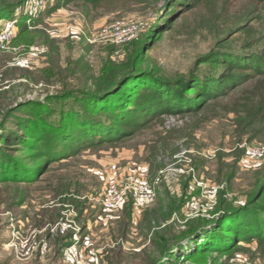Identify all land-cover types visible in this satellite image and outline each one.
Instances as JSON below:
<instances>
[{
  "label": "rangeland",
  "instance_id": "obj_1",
  "mask_svg": "<svg viewBox=\"0 0 264 264\" xmlns=\"http://www.w3.org/2000/svg\"><path fill=\"white\" fill-rule=\"evenodd\" d=\"M4 1L13 2L10 5L17 15L15 20L0 18V34L14 22L11 38L4 45L0 39V123L4 113L19 102L44 101L61 88L56 86L67 81L73 85L84 77L92 80L108 60L123 62L126 46L151 35L158 22L170 29L161 32L153 49L143 56L149 55L169 75L189 73L198 63L203 70H229L224 64L225 53L254 58L258 51L264 55V3L256 0H202L192 9L184 8L188 0H180L169 13L162 10L163 0H99L97 7L60 0L52 11L56 0ZM21 15L28 18L31 42L16 41ZM111 24L132 27L134 37L124 43L113 42L109 30L108 38H102ZM212 54H218L221 63L217 66L207 62ZM50 64L58 72L48 81L42 70ZM240 79L241 85L229 96L213 101L212 107L168 115L164 126L156 124L116 143L84 148L52 162L35 180L0 182V264H85L103 258L106 264H147L143 251L152 244L151 232L158 222L162 226L173 224L176 230L184 227L180 220L184 217L179 214L165 217L163 209L170 196L186 192L191 197L194 188L200 189L197 182L204 181L219 186L235 205L249 203L255 182L264 172V158H247L246 148L251 144L264 148V122L250 119L252 96L248 91L263 83L264 76L255 73ZM241 103L244 107H238L237 113L226 107ZM14 115L26 116L27 112L19 108ZM15 120L10 115L7 127L0 126V146L19 142L14 131L23 134V129ZM21 154L14 152L15 156ZM170 164L174 172H169ZM140 171L156 183L157 198L137 201L130 216L126 211L129 202L120 209L104 210L102 202L110 185L138 180ZM160 174L166 183L157 180ZM219 197L218 192L214 198L217 203L206 218L221 217ZM148 212L156 215L147 218ZM248 212L234 222L229 237L223 239L231 243L229 250L185 258L182 254H187V248L176 249V257L168 264H264V236L250 235L248 240L237 236L243 226L248 232L254 229V224L247 228V217L261 221L257 211ZM222 225L225 228V223ZM216 226H207L201 237L186 242L187 247L202 249L212 242L208 238L216 235L210 232ZM71 240L82 257L64 255Z\"/></svg>",
  "mask_w": 264,
  "mask_h": 264
},
{
  "label": "trees",
  "instance_id": "obj_2",
  "mask_svg": "<svg viewBox=\"0 0 264 264\" xmlns=\"http://www.w3.org/2000/svg\"><path fill=\"white\" fill-rule=\"evenodd\" d=\"M23 1L18 0L19 4ZM70 1H77L78 5L84 2L90 4V7H97L101 4V0L98 2L97 0ZM163 1L162 10L169 13L172 5L180 0ZM200 1L202 0H188L184 3V8L192 9ZM256 1L260 5L264 3V0ZM0 2V18L14 19L17 14L14 12V6L10 5L13 2L9 1L10 4L4 0ZM59 3L60 0H56L49 11L56 8ZM27 20L25 15H21L17 20L21 29L18 37L16 36L18 43L26 40L32 41L30 31L27 32ZM154 26L151 35L143 36L140 42L133 41L126 46V58L123 62L114 63L108 60L101 73L92 80L84 77L80 84L77 82L73 85L67 81L57 92L48 95L44 101L34 99L19 102L14 108L4 113L0 126L7 127L8 116H14L15 122L19 121L18 124L22 126L23 134L17 133L19 130L14 131L18 134L17 141L19 142L17 144L6 142L5 146H0V182L35 180L42 171L45 172L49 168L52 162L74 156L84 148L103 143H116L133 137L137 132L156 124L164 126V118L168 115H184L205 107H212L213 101L229 96L230 91L241 85L243 79L239 80V76L255 73L264 76V55L263 53L258 54V51L254 58L239 56L235 53L223 54L224 60H227L224 64L229 69L226 71L214 70L213 67L203 70L201 63H198L189 73L169 75L157 62L151 60L149 55L143 56L145 52L149 53L153 49L160 39L158 37L161 32L170 29L159 22ZM216 55L218 54L211 55V59L207 60L208 64L217 66L221 63ZM52 62L49 61V63ZM146 63L149 64L146 65ZM203 71H205L204 76L201 75ZM57 72L58 70L52 64L42 70L43 76L48 81H51ZM248 92L249 96H252L251 105L248 107L249 116H252L250 119L257 118L264 122V82L252 86ZM226 107L237 113L238 107L243 108L244 106L241 103L237 106L226 105ZM19 108L26 111L27 115L16 117L14 110ZM11 147H13L11 150L13 153L10 152ZM14 152L22 154L15 156ZM262 177H264V172L255 182L249 195L250 202L243 206L235 205L234 201L226 198L225 192L219 189L220 201H218L217 210L223 212L218 218L197 216L186 219V216L182 214L184 201L188 202L193 196H198L200 193L198 188L193 190L191 197H188L186 192L180 196L178 194L170 196L169 205L163 209L165 217L169 219L179 214L182 218L184 217L180 219L184 227L176 230L173 224L162 226V223L158 222L151 232L152 244L146 246L143 251L145 258L147 255V264H168L169 259L176 257V249L187 248V254H182L184 257L201 255V253L217 249L229 250L231 243L227 244L223 242V239L229 237L234 222L242 217L245 211H257L261 221H253L252 218L247 217L245 219L247 228L254 224V229L248 232L243 226L242 231L239 232L242 234L237 236L246 240L250 235L263 237L264 178L261 180ZM168 190L172 193L169 186ZM126 211L130 216L131 207L128 206ZM149 215L152 217L156 214L148 212L147 218ZM154 222L157 221L154 220ZM223 223H225V228ZM215 224L217 226L210 232L216 235L208 238L212 242L202 245V249H199V246L193 250L187 247L186 242L190 243L195 236L201 237L203 231L207 230V226Z\"/></svg>",
  "mask_w": 264,
  "mask_h": 264
},
{
  "label": "built area",
  "instance_id": "obj_3",
  "mask_svg": "<svg viewBox=\"0 0 264 264\" xmlns=\"http://www.w3.org/2000/svg\"><path fill=\"white\" fill-rule=\"evenodd\" d=\"M13 29H14V22L8 23L4 32L0 34V39L4 40L1 43L2 45L6 44L7 41L5 40L11 38L13 34ZM109 30L113 32L111 34L112 37L111 41L113 42L124 43L125 41L131 40L134 37V30L132 29V27H125L122 26V24H111L109 28L104 30L101 37L108 38ZM2 45H0V47ZM55 85H58V83H55ZM246 156L247 158L257 157V159L261 160L262 158H264V148L257 144L248 146L246 148ZM173 166L172 164L168 165L167 168H169V172H174ZM189 170L193 171V168L190 167ZM161 172H167V171L165 169V171L161 170ZM137 175H138V180H132L127 183H121L118 184L117 186L110 185L109 189L106 190L105 197L102 202L103 203L102 206L104 210L110 211L112 209H120L121 207L127 205L128 202L129 204L131 203L135 204L137 201L153 202L157 198L156 183L150 181L149 178L142 171H140ZM169 182H171V180ZM197 184L199 185L200 193L198 196H193L187 202L186 207L184 209V211L186 210L185 213L186 219L194 218L197 216H204V217L209 216L213 207L217 203V201L214 198L218 194V191L220 189L219 186L210 183L205 184L204 181H198ZM169 189L172 190L170 186ZM64 225L67 224L64 223ZM64 255L74 256V258H80L83 256L82 252L78 250L74 244H72V240L71 243L64 250ZM96 261L97 262L87 261L85 264H100L101 260L96 259Z\"/></svg>",
  "mask_w": 264,
  "mask_h": 264
},
{
  "label": "crops",
  "instance_id": "obj_4",
  "mask_svg": "<svg viewBox=\"0 0 264 264\" xmlns=\"http://www.w3.org/2000/svg\"><path fill=\"white\" fill-rule=\"evenodd\" d=\"M157 180H161V181L166 182L165 180H162L161 175L158 176V179H157ZM133 205H134V203L129 204V206L131 207V211H133ZM102 257H103V255H102ZM101 262H102L103 264H106V262H105V258H103V259L101 260Z\"/></svg>",
  "mask_w": 264,
  "mask_h": 264
},
{
  "label": "clouds",
  "instance_id": "obj_5",
  "mask_svg": "<svg viewBox=\"0 0 264 264\" xmlns=\"http://www.w3.org/2000/svg\"><path fill=\"white\" fill-rule=\"evenodd\" d=\"M56 83H59V82H56ZM59 87H61V86H59Z\"/></svg>",
  "mask_w": 264,
  "mask_h": 264
},
{
  "label": "bare ground",
  "instance_id": "obj_6",
  "mask_svg": "<svg viewBox=\"0 0 264 264\" xmlns=\"http://www.w3.org/2000/svg\"><path fill=\"white\" fill-rule=\"evenodd\" d=\"M186 258V257H185Z\"/></svg>",
  "mask_w": 264,
  "mask_h": 264
}]
</instances>
